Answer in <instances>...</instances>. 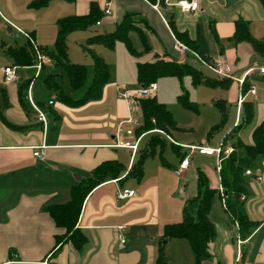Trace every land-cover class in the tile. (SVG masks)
Listing matches in <instances>:
<instances>
[{
  "label": "crops",
  "instance_id": "1",
  "mask_svg": "<svg viewBox=\"0 0 264 264\" xmlns=\"http://www.w3.org/2000/svg\"><path fill=\"white\" fill-rule=\"evenodd\" d=\"M33 1L0 0V264H42L47 260L58 264H156L161 252L167 264H195L188 240H163L165 227L182 222L187 201L197 194L198 189L187 192L182 184L192 166V155L190 167L181 176L175 173L180 158L172 165L155 157L145 162L141 179L128 178L138 155L117 145L138 141L137 151L141 150L140 142L148 135L136 137L138 127L129 123L138 105L131 111L130 101L119 98L122 89L111 82L98 99L79 104L88 89L78 97L65 92L57 80L60 75L52 74L55 61L41 46L47 43L40 40L39 33L50 40L56 38L58 22L89 14L92 2L105 16L97 26L114 27L126 14H139L136 25L152 48L146 63L176 60L202 73L209 70L204 64L207 62L230 67L234 78L229 89H223L226 98L220 100L226 112L228 103L235 105L236 113L226 136L242 123L243 103H252V122L240 130L239 136L245 144L253 145L252 132L264 122V74L260 71L264 57L250 42L237 40L236 32L237 23L242 22L253 40L264 41V0H205L195 14L182 13L176 6L180 0H51L38 9L31 7ZM108 9L110 14H106ZM172 28L194 41L207 62L178 40ZM14 31L34 47L32 65L18 66L11 56L10 50L24 46L7 41ZM178 44L186 47L184 53L175 49ZM38 53L50 60L40 71L36 67ZM7 67H14L16 72V79L9 84L4 82ZM43 75L47 78L42 83L39 79ZM55 83L64 96L55 90ZM243 85L248 88L245 94ZM51 91L57 96H51ZM35 107L44 114L46 124L38 120ZM165 136L174 142L171 136ZM41 147L45 148L44 157H35ZM106 162L119 163L125 171L118 178L108 177L86 196L77 224L84 237L81 249L71 242L57 246L56 237L65 230L55 225L46 208L70 202L73 188L93 179ZM262 175L264 179V168ZM245 182L247 193L241 200L257 226L243 241L238 223L221 200L226 218L211 210L216 237L211 258L203 264H236L239 248L243 261L264 264V180L257 182L245 176ZM122 190L135 191V195L118 198Z\"/></svg>",
  "mask_w": 264,
  "mask_h": 264
},
{
  "label": "trees",
  "instance_id": "2",
  "mask_svg": "<svg viewBox=\"0 0 264 264\" xmlns=\"http://www.w3.org/2000/svg\"><path fill=\"white\" fill-rule=\"evenodd\" d=\"M50 1L34 0L31 7L38 9L46 6ZM66 1L71 2L75 0ZM101 17L102 12L97 3L92 2L89 14L80 17H67L60 20L58 22L59 32L56 48L53 52L46 51L48 56L55 61V64L65 72L72 91H78L84 87L87 79V70L84 66L71 63L69 60L65 48L66 36L75 30H85L92 24L97 25L98 22L101 24ZM136 17H140V15L134 13L126 14L113 33L107 36H93L88 40L85 49L91 52L90 46L94 42H103L109 47H112L118 40L129 42L128 33L130 31H136L142 40L144 52H150L151 47L149 41L143 30L136 25ZM172 31L178 40L184 42L198 57L207 62L194 41L190 40L186 34L179 33L173 28ZM236 39L250 42L254 50L264 57V41L253 40L249 35L248 27L245 23H237ZM33 48L31 43L28 42L23 47L10 50V54L15 58L18 66L32 65L33 59L30 54ZM130 50L135 57H138V54L134 50ZM92 56L94 61L93 81L84 97L78 101L79 104H85L98 99L104 87L109 83V65L99 55L93 54ZM210 65L213 64L210 63ZM137 72V81L142 88H147L153 83L156 84L159 79L166 77L182 79L185 75H189L192 78L193 84L196 86L204 85L227 90L231 83L230 79H209L201 71H198L188 64L179 63L176 60L165 61L163 59H157L153 63L139 62L137 63ZM51 81L52 77H49L48 82L50 84L52 83ZM54 88L60 92V95H65L58 87V84L55 83ZM247 90V86L243 85L242 92L245 94ZM183 103L193 108L186 100ZM139 107L143 120L142 124L135 130L136 137H144L150 134L151 139L146 148L137 151L136 155L138 156L136 162L127 174L128 178L135 179L142 178L145 162L148 159L156 157V147H162L165 144V141L160 137L165 135L170 136V132L176 129V123L171 112L156 97L140 100ZM243 109L245 116L242 123L230 132L223 141L224 146H230L234 151L223 160L219 175L227 210L238 223L240 238L245 241L252 234L253 228L257 226V223L249 219L246 213L245 202L241 200L242 196L247 193L245 188V172L248 169L255 168L258 162L264 158V122L252 132L253 145L245 144L241 140L239 132L243 127L246 128L251 124L254 112L253 104L244 102ZM222 111L226 114L224 109ZM222 125L223 122L211 131L220 129ZM172 145L182 161L188 154H183L177 145L173 143ZM124 171V168L119 163L106 162L95 171L93 179L89 180L85 185H79L73 188L72 200L70 202L64 205H53L46 208L45 211L51 216L55 225L65 230L62 236L56 237L57 246L61 247L64 243L71 242L77 249H81L84 237L77 228V224L86 196L94 188L104 183L108 177L112 179L118 178ZM197 176L198 191L196 196L187 201L182 222L165 227L163 240H188L195 257V264H203L211 258V245L216 237L215 226L209 217L210 212L216 197L222 200V196L220 190L209 186L207 177L201 170H198ZM156 264H167V258L163 252L160 253Z\"/></svg>",
  "mask_w": 264,
  "mask_h": 264
},
{
  "label": "rangeland",
  "instance_id": "3",
  "mask_svg": "<svg viewBox=\"0 0 264 264\" xmlns=\"http://www.w3.org/2000/svg\"><path fill=\"white\" fill-rule=\"evenodd\" d=\"M103 17L105 16L102 13L101 21ZM116 28L117 26L107 27L105 25L97 26L96 24H92L85 30H75L67 34L65 39L67 56L72 63L82 65L86 68L87 79L81 90L72 91L65 72L55 64L52 74L60 75L57 77V80L66 93L78 97V95L89 88L94 77L93 54L99 55L109 65V83H113L115 87H120L122 89L120 91L121 93L141 88L137 81V63H146L152 56V48L150 52H144L142 40L136 31H130L128 33L129 42L118 40L112 47L107 46L103 42H94L90 46L91 52L85 49L90 38L97 35L107 36L113 33ZM58 32L59 28L56 38H51V40L43 33H39L40 40L46 39L44 43L47 44L41 46L48 52L55 50ZM14 33L10 39L7 38V41L11 45L22 46L27 43V39L24 36L18 35L17 31H14ZM48 42L50 43L49 45ZM130 49L134 50L138 54V57H135ZM203 75L213 80L217 79L216 75L209 70H205ZM46 78L47 75H43L39 81L43 83ZM156 84L158 101L163 103L171 112L176 123V129L170 132V136L174 139L175 143L170 142L166 136H161L160 138L165 141V144L162 147H156V161L163 159L172 165H176L179 162L180 157L177 151L174 150L172 143L177 145L183 154H189L191 152L188 146L217 147L220 145L228 133V129H231L236 113L235 105H230V103L227 105L229 110L226 114L222 111L223 107H220L222 106L220 99L226 98V93L223 89L204 85L196 86L193 84L192 78L189 75L183 76L182 79L166 77L159 79ZM50 95L57 96L53 91L50 92ZM51 96L48 95V99ZM184 100L193 108L184 105ZM139 101H137L139 109L131 113V117L141 121L142 112L139 107ZM222 122L223 125L220 129L211 131L213 128L221 125ZM145 137L140 142L141 149L146 148L151 139V135ZM193 154L191 158L192 166L186 176L182 178V184L186 186L187 192L198 189V170H201L205 174L211 188L216 187L214 189L219 190L217 158L214 156H201L198 153ZM212 209L222 218L226 216L219 197H216ZM237 238L238 236H236V240Z\"/></svg>",
  "mask_w": 264,
  "mask_h": 264
},
{
  "label": "built area",
  "instance_id": "4",
  "mask_svg": "<svg viewBox=\"0 0 264 264\" xmlns=\"http://www.w3.org/2000/svg\"><path fill=\"white\" fill-rule=\"evenodd\" d=\"M162 1V0H161ZM165 3L167 0H163ZM205 0H180L177 3V8L182 12V13H197L201 9V4ZM106 14H110V10H106ZM100 25V23H97ZM26 37H29L28 34L23 33ZM175 49L179 52L184 53L186 51V47L178 44ZM36 67L38 70H42V67L44 64H49L50 60L46 58L45 56L41 55L40 53L37 54V61H36ZM205 66L214 72L218 77L220 78H225V79H233L234 77L231 74V69L227 64L220 63L215 66L210 65L209 63H204ZM261 73L264 74V68L260 69ZM16 79V72L14 67H7L4 69V82L9 84L12 83ZM240 84H243V80L239 81ZM157 91V85L156 84H151L147 88H141L135 91H126L125 93H119V98L128 100L130 101L131 111H135L137 109V101L138 100H143V99H150L155 96V93ZM252 93H254V90H251ZM52 104V102L50 103ZM239 104H242V98L239 99ZM37 113H38V120L44 124H46V118L44 114L37 108L35 107ZM129 123H131L135 127H139L141 123L137 119H133L132 117L129 118ZM138 141L136 144H129V143H122L120 142L117 147H122V148H127L131 150L132 155L135 156L138 150ZM188 148L191 150V152L180 162L178 168L175 170V173L177 176H181L188 168L190 167V157L193 153L197 152L200 155H205V156H215L217 158V170H221V165L222 162L225 158H227L233 151L234 149L230 146H224L222 143L219 147L217 148H210L206 146H188ZM44 147L39 148V151H36L34 153L35 157L42 158L44 157ZM262 168H264V160L261 162L260 165L256 166L253 169H248L245 172V176L253 178L257 182H263V175H262ZM220 193L222 196V200L224 202V205L226 204L224 194H223V189L220 187ZM135 195V191H129V190H122L118 192V198L121 199H127L130 197H133ZM244 198H242L243 200ZM226 206V205H225ZM122 243H125V239H121ZM242 241L239 239L238 245L239 247L241 246ZM238 258L236 260V264H248L246 261H243L242 256H241V251L240 248L238 249ZM42 264H58L55 262H51L49 260L44 261Z\"/></svg>",
  "mask_w": 264,
  "mask_h": 264
}]
</instances>
